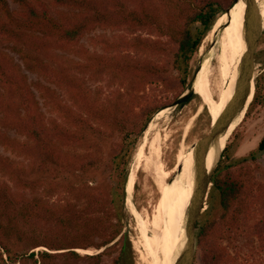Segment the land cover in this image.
Returning <instances> with one entry per match:
<instances>
[{
	"label": "trees",
	"instance_id": "16d2710c",
	"mask_svg": "<svg viewBox=\"0 0 264 264\" xmlns=\"http://www.w3.org/2000/svg\"><path fill=\"white\" fill-rule=\"evenodd\" d=\"M10 1L17 5L15 9L0 0V146L21 159L0 153V264L79 260L101 264L103 256H111L116 248L119 253L111 264H122L128 240L123 229L129 162L144 127L167 104L158 105L154 97L138 102L135 95L113 106L78 73L103 70L121 83L133 79L137 93L162 84L174 92L175 102H187L191 93L180 95L191 86L193 57L217 16L233 0ZM96 29L116 34L95 36L106 55L92 61L80 40ZM140 31L147 36L135 34ZM56 50L80 55L85 61H61ZM7 51L17 53L25 69L38 79L30 82ZM131 51L147 56L135 59ZM263 81L264 72L254 79L253 98L244 117L264 104ZM203 113L210 126L205 106ZM11 130L22 138L10 136ZM87 130L102 134L116 130L122 135L110 157L107 178L69 183L61 176L98 167L95 155L76 151L84 144ZM227 148L226 143L211 175L208 208L196 222L195 252L202 264L229 263L219 242L251 219L249 232L264 251V199L257 196L248 164L235 168L225 164ZM255 152H264V135L256 151L241 160L253 159ZM191 158L194 161L197 154ZM40 189L45 195L63 189L71 197L50 201L38 193ZM41 246L45 249L36 250ZM91 246L101 250L85 255L75 251Z\"/></svg>",
	"mask_w": 264,
	"mask_h": 264
},
{
	"label": "rangeland",
	"instance_id": "374dc122",
	"mask_svg": "<svg viewBox=\"0 0 264 264\" xmlns=\"http://www.w3.org/2000/svg\"><path fill=\"white\" fill-rule=\"evenodd\" d=\"M7 2L11 9H15L17 7V5L10 0H7ZM261 2L262 0H259L256 7H258ZM223 13L224 12L220 13L217 18ZM217 18L213 26L216 24ZM263 19L264 10L261 18L256 22L255 27L258 26ZM213 26L211 27L210 33L206 34V36L201 41V44L193 57L192 68L194 70V76L191 81V86L180 95L181 97L184 93L189 91L191 93V97L187 102H177L174 104V92L167 90L162 84L148 86L143 92L137 93L133 79H127L121 83L118 79L116 80L111 75L105 74L103 70H100L99 73H78L79 75L85 76L87 85L90 86L93 92H98L100 97L104 99L106 103H109L113 106L127 103L129 99L131 97H135V95H137L136 100L138 102H142L145 98L154 97L156 99L155 103L158 105L162 103L167 104V106L155 112L147 125L144 127L142 134L137 140L136 148L134 149L129 162L128 171H130L134 165L135 169L137 168V171L133 189L130 191L131 186L128 188V182L125 188L123 231H125L128 240L125 243L126 247L124 248V253L122 254V264H149L147 260H142L140 255L144 252L146 253L143 245L150 243L147 240L148 235H152L154 237L158 249H162L158 243V239L162 235H166L168 240L177 244L178 237L180 236V229L178 225L176 226V222L170 213L169 207L164 202L161 191L154 183L153 166L150 165L148 167L143 164V166L140 168L138 167V155L141 151L140 149L138 152V148L140 146V148H142L144 141L147 139V145L144 147V152L146 154L149 151L148 146L150 141L157 133L159 138L161 137L160 159L163 163L165 171V176H162L161 178V186L166 189L167 195L169 194L175 203L180 201L179 187L182 188L185 195H190L193 192L196 183L195 162L197 159L195 158L192 162L189 161V159H192L191 157L195 153L193 152L192 146L196 141H198L210 131V126H208L206 123V115L204 113L200 114V112L203 106H205L207 113L211 118V122H213V118L211 117L212 110L208 109L209 105L207 104V101H216L218 97L214 96L219 94L223 88L227 87L226 78L222 84H219V89H221V91H205L206 95L204 98L203 95L200 96L201 93L194 92V89L198 86L196 84L194 85L195 76L199 71L198 69L196 72V69L198 67L200 68L201 62L204 59H208V64L203 68L201 73L202 75L199 76V85L205 81L208 69H210L209 71L213 72L218 68V62L214 57V52H216V49L214 48H216V46L211 43V32ZM101 34L111 38L116 34V32L96 29L86 34L80 40V43H82L84 48L87 49L89 58L92 61L93 59H99L104 53L106 55V51L103 50L101 44L95 40V36ZM135 34L147 36V34L143 31L137 32ZM218 36H220V33ZM7 52L14 58V61L20 65L21 71L27 74L28 80L30 82H34L38 79L35 73L25 69L24 63L17 53L12 51ZM55 53L56 57L64 62H69L70 60L85 61L84 57L73 54L69 51L56 50ZM131 55L135 59H140L147 56L144 52L140 51H131ZM254 66L255 77L264 72V29L256 48ZM234 71L235 74L233 77L236 78V81H238L239 66L235 68ZM262 83H264V81ZM35 92L38 94L36 90ZM200 92L202 91L200 90ZM60 94L63 95L61 92ZM39 101L42 110L48 115L46 108L41 103L40 98ZM228 103L229 96L226 103L222 105V111L225 109ZM166 109L169 111V113ZM164 110L167 112L165 111L161 117L159 116L160 118L157 117ZM241 117L238 118V121H240ZM231 125L232 123L230 126ZM8 133L10 136L22 138L12 130L8 131ZM121 135L122 134L116 130L105 131L104 134L97 133L94 130H87L84 144L77 148L76 151L80 154L95 155L99 160L98 167L96 170H91L86 173L62 175L61 179H65L69 183L78 184L82 180L89 181L90 179L91 181H89V183H94V181H102L103 179L107 178L109 160L114 148H116L119 144ZM263 135L264 104H261L255 108H251L248 115L243 117V119L228 137L226 141L228 144L226 152L227 158L225 160V164H229L230 168H235L242 164H248L251 167L254 180L256 182L254 189L258 198L261 200L264 199V152H255L253 159L248 158L246 160H241V158L248 156V154L252 151H256L258 143ZM186 151L187 154H185ZM0 153L3 155H8L14 160L21 159L14 153L5 151L1 146ZM144 166L146 168L148 167V170ZM0 178L3 179L1 175ZM211 187L212 184L209 186L203 211L208 208L209 204L207 201L212 191ZM130 192H132V194L129 197V203L127 204L128 195ZM38 193L42 196L50 197V201L64 200L71 197L70 194L65 192L63 189H59L53 195H45L46 192L43 189H40ZM212 202H214L216 205L214 216H217L219 214V208L215 193H213ZM257 206L258 205L256 204V207ZM251 223L252 219L249 220L245 225H241V228L236 229V231L232 232L227 238L220 240L219 246L221 248V253L226 258L230 259V262L227 264H264V251L260 250L258 241L249 232ZM38 249L44 250L45 247L41 246L36 248V250ZM100 250L91 246L86 249H76L75 251L79 255H85L94 254ZM117 253H119L118 248L114 250L111 256H103L101 264H111L112 257L117 255ZM83 261L84 260L74 261L70 264H82ZM161 264H165V262H161ZM193 264H202L198 251H196L194 254Z\"/></svg>",
	"mask_w": 264,
	"mask_h": 264
},
{
	"label": "bare ground",
	"instance_id": "6f19581e",
	"mask_svg": "<svg viewBox=\"0 0 264 264\" xmlns=\"http://www.w3.org/2000/svg\"><path fill=\"white\" fill-rule=\"evenodd\" d=\"M258 1L259 0H255L254 4H256V6L258 4ZM245 9H246V5L244 1L238 0L237 2L232 4L226 12H224L222 15H220L217 18L216 24L213 26V29L211 32V43L214 44V46H216V48H214L216 49V52H214V57L216 58L218 62V68L213 72L209 71L210 69H208V72L205 77L206 78L205 81H203V83L199 85V80H200L199 76L202 75L201 73H202L203 68L208 64V59H204L201 62V66L199 68V71L197 72V75L195 76L194 85L196 84L198 86L194 89V92L201 93L200 96L203 95V98L206 95L205 91L206 92L216 91V90L221 91V89H219L220 88L219 84H222L224 79L227 78V87L223 88L219 94L214 96V97H218V99L214 102H210V100L207 101V104L209 105L208 109L212 110L211 117L213 118V121H215V119L222 112L221 110L222 105L226 103L228 96H229V100L232 99L234 92H235V86L238 82L236 81V78L233 77V75L235 74V71H234L235 68H237L240 64L241 56L245 51V40H244ZM256 9H257V17L254 20V28H255L256 22L261 18L263 14L264 0H262L261 4L258 5ZM257 27L260 29L264 27V19ZM219 33H220V36H218ZM200 90L202 92H200ZM166 110L161 112L157 117L159 116L161 117L162 114ZM238 118L234 121V123L232 122V125L228 128L227 133L223 137H221L220 139L221 148L226 143L232 131L239 124L240 121H238ZM160 138H159V135L156 133V135L153 137V139L149 143V146H148L149 151L147 152L148 154L147 153L145 154L144 152V147L147 145V139L145 138L146 140L144 141L142 148H140L141 146L138 148V152L140 151V149L141 151L139 152V155H138L137 165L139 168L143 166V164H145V166H148V167L150 165L153 166L154 183L157 185V188L161 191L164 202L169 207L170 213L176 222V226L178 225L180 229V236L178 237L177 244H175L173 241L168 240L166 235H162L158 239L159 246L162 249H158L156 246V240L154 239V237L152 235L151 236L148 235L147 240L151 244L147 243L143 245V248L146 251V253L144 252L143 254H140V255H141L142 260L143 259L147 260L149 264H161V262H165V264H174L176 261V257L178 255V251L182 247L184 240H185V237H184L185 213L191 203L193 195L195 194V188L190 195H185L182 188L179 187L180 201L178 203H175V201L171 199L169 194L167 195L166 189L163 186H161V182H162L161 178L162 176H165L164 175L165 171H164L163 163L160 159V153H161ZM213 154H214L213 148H211L204 157L205 169L207 171L210 169L212 165ZM136 169L134 165L130 169L128 176H127L128 188L131 186L130 191L134 187L136 171H137ZM131 194L132 192H130L128 195L127 204L129 203V199H130L129 197Z\"/></svg>",
	"mask_w": 264,
	"mask_h": 264
},
{
	"label": "water",
	"instance_id": "95a60500",
	"mask_svg": "<svg viewBox=\"0 0 264 264\" xmlns=\"http://www.w3.org/2000/svg\"><path fill=\"white\" fill-rule=\"evenodd\" d=\"M237 1L238 0H233L231 5ZM243 1L246 5L244 27L245 51L240 59L238 83L236 85V90L232 99L229 101L220 115L215 119V121L211 122L209 133L196 141L192 146L193 152L197 154V160L195 162V194L193 195L191 203L185 213V240L182 247L178 251V255L174 264L194 263V254L196 248V222L201 212L203 211L205 200L207 199V192L209 190V186L212 184L211 175L220 159L221 152L226 144L225 143L221 148L220 139L227 133V130L232 122H234L239 116H242L241 120L243 119L248 105L253 98L255 79V52L264 27L260 29L256 26L254 29V20L257 17V7L256 4H254L255 0ZM229 7L226 9V11L229 9ZM198 69L199 67L196 69V72L198 71ZM188 92L184 93L182 97L188 94ZM176 103L177 102H175L174 104ZM211 148H213L214 153L213 162L210 169L207 171L205 169L204 157Z\"/></svg>",
	"mask_w": 264,
	"mask_h": 264
}]
</instances>
